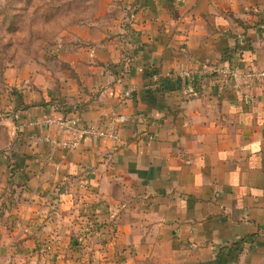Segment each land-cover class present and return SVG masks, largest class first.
<instances>
[{
	"label": "crops",
	"instance_id": "1",
	"mask_svg": "<svg viewBox=\"0 0 264 264\" xmlns=\"http://www.w3.org/2000/svg\"><path fill=\"white\" fill-rule=\"evenodd\" d=\"M64 2L78 17L54 50L4 78L26 103L82 111L0 96V264H264V78L245 76L264 72V0ZM50 114L126 122L68 150L29 125Z\"/></svg>",
	"mask_w": 264,
	"mask_h": 264
},
{
	"label": "rangeland",
	"instance_id": "2",
	"mask_svg": "<svg viewBox=\"0 0 264 264\" xmlns=\"http://www.w3.org/2000/svg\"><path fill=\"white\" fill-rule=\"evenodd\" d=\"M60 2L61 0H0V65L4 66L3 71L0 66V96H7L11 91L5 82V71L13 65L28 64L39 52L53 49L58 44L62 29L77 19L78 16L75 15L78 13L65 9V5L61 9ZM49 7L60 10L50 12ZM52 55L57 58L56 54ZM52 55L48 60L50 66L61 70L64 65Z\"/></svg>",
	"mask_w": 264,
	"mask_h": 264
},
{
	"label": "built area",
	"instance_id": "3",
	"mask_svg": "<svg viewBox=\"0 0 264 264\" xmlns=\"http://www.w3.org/2000/svg\"><path fill=\"white\" fill-rule=\"evenodd\" d=\"M244 43V39L241 37L239 39V44L242 45ZM217 73L221 76L227 77H237L239 69L237 67L230 68L227 66H221L215 69ZM209 73V68L204 67L198 71H181L177 74H173L172 77H191L192 75L204 76ZM247 78H253L255 76L259 78H264V72H260L258 74L255 73H247L245 75ZM130 96V93L126 94ZM126 122V117L124 115H115L112 114L108 118L107 125L102 127H94L92 125L82 123L77 116L74 114L71 117H57V115L50 114L46 117H35L29 121V125L32 127H53L56 126L62 131L66 132L70 137L67 140H64L61 143V146L68 150H76L80 148L82 138H93L100 139L103 141L106 140H118L117 131L115 130V126L117 123ZM33 139L36 143H44L48 142L49 139L45 136H33Z\"/></svg>",
	"mask_w": 264,
	"mask_h": 264
},
{
	"label": "trees",
	"instance_id": "4",
	"mask_svg": "<svg viewBox=\"0 0 264 264\" xmlns=\"http://www.w3.org/2000/svg\"><path fill=\"white\" fill-rule=\"evenodd\" d=\"M64 0H61L60 2V8L62 9L63 5L64 4ZM60 8H58L60 10ZM58 9H55L53 10L52 7H49L48 8V11H55L57 12ZM48 13V12H47ZM54 13V12H52ZM51 14V13H49ZM5 25V24H4ZM10 25V24H9ZM8 26V25H7ZM12 26V25H11ZM238 47H239V40L237 39L236 41V45L234 47L233 50H230L231 53H235L237 52L238 50ZM230 52H228L226 55H225V61H231V58H232V55ZM0 55H2V53H0ZM0 60H1V57H0ZM3 61V59H2ZM1 66V70L3 71L4 70V66L2 67V64L0 65ZM9 94H13V95H16V96H19L20 97V101H21V105L19 107H16L14 108V111H18V110H25V109H30V108H40V107H48V106H51L54 108V110L57 112V113H66L68 111H79L81 112L82 111V108H81V104H76V105H71L69 104L66 100H58V101H50V102H45V101H42L40 103H26V101L23 99V97L20 96V94L18 93V91H16L15 89H13L12 91H10ZM67 108V109H66ZM66 109V111H65ZM65 111V112H64ZM8 114V113H7ZM1 129V128H0ZM7 144V136H6V133L5 131L1 132L0 133V152L2 153L4 151V147L5 145ZM0 153V154H1ZM2 158H5L7 159V157H5V153L2 154Z\"/></svg>",
	"mask_w": 264,
	"mask_h": 264
}]
</instances>
